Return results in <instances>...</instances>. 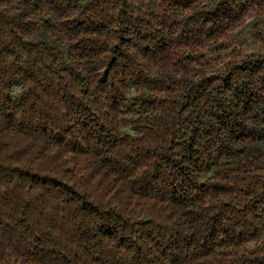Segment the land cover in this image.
Segmentation results:
<instances>
[{"label": "trees", "instance_id": "trees-1", "mask_svg": "<svg viewBox=\"0 0 264 264\" xmlns=\"http://www.w3.org/2000/svg\"><path fill=\"white\" fill-rule=\"evenodd\" d=\"M0 264H264V0H0Z\"/></svg>", "mask_w": 264, "mask_h": 264}]
</instances>
